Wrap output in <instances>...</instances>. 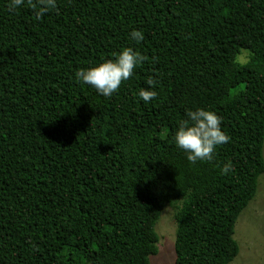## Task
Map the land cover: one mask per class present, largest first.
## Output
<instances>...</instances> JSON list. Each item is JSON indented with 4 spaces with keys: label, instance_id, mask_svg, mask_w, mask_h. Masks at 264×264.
<instances>
[{
    "label": "trees",
    "instance_id": "1",
    "mask_svg": "<svg viewBox=\"0 0 264 264\" xmlns=\"http://www.w3.org/2000/svg\"><path fill=\"white\" fill-rule=\"evenodd\" d=\"M124 48L144 59L111 97L76 80ZM196 108L230 139L193 164L173 137ZM263 147L264 0H0V264H150L165 208L173 264H231Z\"/></svg>",
    "mask_w": 264,
    "mask_h": 264
},
{
    "label": "clouds",
    "instance_id": "2",
    "mask_svg": "<svg viewBox=\"0 0 264 264\" xmlns=\"http://www.w3.org/2000/svg\"><path fill=\"white\" fill-rule=\"evenodd\" d=\"M31 6L37 19L57 7V0H10V8ZM132 40L142 41V31L133 29L129 33ZM144 57L132 48H124L114 59H106L101 63L75 72L78 82L92 86L96 92L104 97H111L134 73L135 68ZM155 80L146 81V88L138 92V96L145 103L157 95L153 90ZM186 119L181 121L174 133V143L183 150L190 163L210 161L217 146L227 143L230 139L222 130L221 118L212 110L196 108L186 110ZM232 171L230 162L225 163L220 172L222 175Z\"/></svg>",
    "mask_w": 264,
    "mask_h": 264
},
{
    "label": "rangeland",
    "instance_id": "3",
    "mask_svg": "<svg viewBox=\"0 0 264 264\" xmlns=\"http://www.w3.org/2000/svg\"><path fill=\"white\" fill-rule=\"evenodd\" d=\"M247 59L246 51L230 54L226 57V65L230 67L235 63L244 64ZM174 213L172 208H165L155 226L158 236L157 254L150 259V264L174 263ZM234 239L238 244L239 254L231 264H264V175L258 180L254 199L237 220Z\"/></svg>",
    "mask_w": 264,
    "mask_h": 264
}]
</instances>
